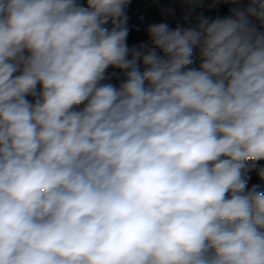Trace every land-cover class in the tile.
I'll return each instance as SVG.
<instances>
[{"label": "clouds", "instance_id": "obj_1", "mask_svg": "<svg viewBox=\"0 0 264 264\" xmlns=\"http://www.w3.org/2000/svg\"><path fill=\"white\" fill-rule=\"evenodd\" d=\"M174 2L0 0V264H264V0Z\"/></svg>", "mask_w": 264, "mask_h": 264}, {"label": "trees", "instance_id": "obj_2", "mask_svg": "<svg viewBox=\"0 0 264 264\" xmlns=\"http://www.w3.org/2000/svg\"><path fill=\"white\" fill-rule=\"evenodd\" d=\"M168 1L169 0H146L145 3L141 4L139 8L133 11L131 21L128 24L129 36L127 42L129 46L130 44L139 46L141 44H147L149 42L146 28L151 23L167 22L169 26L173 28L169 23L168 18L161 17L158 10V5L162 4L166 6ZM210 3L211 0H208L207 4L198 9V12H203L206 16H210L213 18L216 15H228V9L229 7H231V5L221 4L216 9L209 10L208 5ZM198 63V59H194L193 66H196ZM258 163L264 164V161ZM251 175L252 179L249 182V186L254 183H259L258 179L255 176V173H252Z\"/></svg>", "mask_w": 264, "mask_h": 264}, {"label": "crops", "instance_id": "obj_3", "mask_svg": "<svg viewBox=\"0 0 264 264\" xmlns=\"http://www.w3.org/2000/svg\"><path fill=\"white\" fill-rule=\"evenodd\" d=\"M170 2L172 3V6L175 7V9H176L175 15L172 17H168L169 23L174 28L177 23H184L182 21L183 9L180 7V5L178 3H175L174 0H169L167 5ZM130 46H131V44H130Z\"/></svg>", "mask_w": 264, "mask_h": 264}, {"label": "built area", "instance_id": "obj_4", "mask_svg": "<svg viewBox=\"0 0 264 264\" xmlns=\"http://www.w3.org/2000/svg\"><path fill=\"white\" fill-rule=\"evenodd\" d=\"M146 0H131L130 7L128 9V15H129V21L128 24L131 21L132 13L135 9L139 8L141 4L145 3ZM208 0H202L203 6L207 4ZM198 12V9L196 10Z\"/></svg>", "mask_w": 264, "mask_h": 264}]
</instances>
